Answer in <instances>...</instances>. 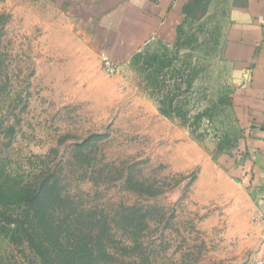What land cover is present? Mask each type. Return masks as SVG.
<instances>
[{"label":"rangeland","instance_id":"1","mask_svg":"<svg viewBox=\"0 0 264 264\" xmlns=\"http://www.w3.org/2000/svg\"><path fill=\"white\" fill-rule=\"evenodd\" d=\"M232 3L189 0L169 35L136 41L98 36L80 0H0V181L72 200L55 210L87 213L119 264H264L229 171L245 155ZM8 231L0 264H38Z\"/></svg>","mask_w":264,"mask_h":264},{"label":"crops","instance_id":"2","mask_svg":"<svg viewBox=\"0 0 264 264\" xmlns=\"http://www.w3.org/2000/svg\"><path fill=\"white\" fill-rule=\"evenodd\" d=\"M188 1L80 0V7L86 9L87 24L96 25L98 36L107 32L108 37L116 34L119 39L141 41L169 35ZM232 9L225 53L239 88L236 100L243 107L245 155L241 165L233 163L229 171L259 210L264 203V0H233ZM261 229L264 254V223Z\"/></svg>","mask_w":264,"mask_h":264},{"label":"trees","instance_id":"3","mask_svg":"<svg viewBox=\"0 0 264 264\" xmlns=\"http://www.w3.org/2000/svg\"><path fill=\"white\" fill-rule=\"evenodd\" d=\"M73 204L70 199L49 197L32 183L14 187L0 181V224L9 229L11 241L28 248L38 264H119L103 258L110 254L100 235L90 245L95 235L88 227L87 213L62 215L59 211L60 215L55 210Z\"/></svg>","mask_w":264,"mask_h":264},{"label":"built area","instance_id":"4","mask_svg":"<svg viewBox=\"0 0 264 264\" xmlns=\"http://www.w3.org/2000/svg\"><path fill=\"white\" fill-rule=\"evenodd\" d=\"M102 62H103L104 68L107 72H109V73H116L117 72L116 65L114 63H112L107 57H103ZM258 211H259V215H260L262 221H264V203L260 206Z\"/></svg>","mask_w":264,"mask_h":264}]
</instances>
